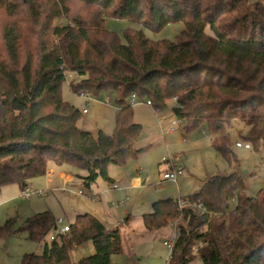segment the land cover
<instances>
[{"label": "trees", "instance_id": "trees-1", "mask_svg": "<svg viewBox=\"0 0 264 264\" xmlns=\"http://www.w3.org/2000/svg\"><path fill=\"white\" fill-rule=\"evenodd\" d=\"M13 1L0 0L11 19L0 35V190L18 185L22 193L48 174L50 162L84 171L79 178L88 188L111 183L109 167L141 152L135 145L142 127L128 102L133 94L157 112L173 102L171 112L186 120L188 132L207 126L231 168L239 165L234 137L255 151L264 147V0H82L102 11L90 27L68 21L65 2L72 0H59L66 14L55 7L45 25L35 22L27 33L19 16L31 11L38 21L42 2ZM108 19L154 33L171 24L184 28L175 41L132 29L121 37L107 29ZM68 78L74 94L115 97L120 109L112 136L79 128L83 112L62 97ZM180 201L205 212L181 209ZM173 220L180 222L169 264H190L196 256L203 264H264V187L248 197L238 173L214 176L193 195L159 200L143 216L149 231ZM69 227L48 243L58 231L53 214L29 217L20 232L43 243V253L23 256L22 264H72L70 250L88 242L95 253L78 264H114L123 251L120 229L108 230L93 214L77 215ZM0 232L17 233L14 222Z\"/></svg>", "mask_w": 264, "mask_h": 264}, {"label": "rangeland", "instance_id": "rangeland-1", "mask_svg": "<svg viewBox=\"0 0 264 264\" xmlns=\"http://www.w3.org/2000/svg\"><path fill=\"white\" fill-rule=\"evenodd\" d=\"M17 1L19 0L13 2ZM41 2L42 15L37 18L38 21L34 20L37 16H32L31 11L24 10L25 12L20 14L25 33L26 30L30 31L28 28L33 24L43 25L47 11L50 13L55 7L66 14V9L59 0ZM65 6L69 10L68 21L80 20L89 27L102 12L98 6L82 0L65 2ZM10 20L5 11L0 10V35ZM106 27L121 37L129 29L143 30L149 39L155 41H175L184 28L180 23L171 24L164 30L154 33L129 20L117 19H108ZM70 83L71 79L68 78L62 86L63 99L79 111L88 112L82 114L78 122L79 128L94 135L101 130L112 136L115 131L117 107H120L115 97L103 91L97 95L90 94L88 97L74 94ZM108 98L113 102L112 107L105 104ZM146 100L139 99L138 105L132 106L134 121L142 127L140 140L135 145L141 152L136 157L128 159L124 165H111L108 170L109 176L114 181H120L121 187H128V191H109V184L102 180L88 188L79 178L85 175L84 171L69 164L59 166L53 162L48 163L49 173L46 176L28 183V188L33 191H46L45 198L37 195L23 197L18 185L6 186L0 190V227L8 220H12L17 231L12 234L0 232V264H22L25 255H42L44 244L29 240L27 233L20 232V229L29 217L45 211L51 212L55 219L64 218L66 224L72 223L77 215L90 213L108 230L119 228L123 251L113 256L114 264H169L171 252L164 243L174 237L175 230L171 221L166 227L153 231L147 230L143 222V216L153 212L155 202L170 198L177 200L193 195L199 192L203 183L210 178L229 176L233 173L243 177L248 197H255L264 187V147L260 151H255L253 148L247 150L234 146L233 151L239 165L231 168L228 161L212 146V135L207 126L188 132L186 124L177 132L164 134V127L168 126L169 119L173 118L171 112L173 102L169 103L165 111L156 113L154 108L145 105ZM183 138H186V141H183ZM233 139L245 144L237 137ZM163 160L168 162L171 160L182 169L183 176L177 180L179 184L166 181L162 185L163 188L158 186L162 184L163 171L167 167ZM62 174L68 178L67 182L64 177L62 178ZM139 175L142 184L137 188L130 187L131 180ZM160 188L162 190H159ZM80 191L84 195H78ZM47 242L51 241L47 239ZM94 253L93 243L88 242L72 248L70 259L72 264H78L81 259L88 258ZM190 264L203 262L196 256Z\"/></svg>", "mask_w": 264, "mask_h": 264}, {"label": "built area", "instance_id": "built-area-1", "mask_svg": "<svg viewBox=\"0 0 264 264\" xmlns=\"http://www.w3.org/2000/svg\"><path fill=\"white\" fill-rule=\"evenodd\" d=\"M80 95L84 96V97H88V95L85 94V93H81ZM139 99L140 98L137 95L133 94L129 98L128 102H129V104L131 106H135V105H138ZM176 101L177 100L174 99V102H176ZM105 104L107 106H109V107L113 106V102H112V100L110 98H108L106 100ZM145 105L148 106V107L153 108V104L149 100H146ZM117 109L119 110L120 107H117ZM155 112L158 113L157 111H155ZM83 114H87V110H84ZM184 126H186V120L185 119H181V118H177L175 115H173V118L169 121L168 126H165L164 129H163L164 130V134L177 132ZM236 147L237 148H244V149H247V150L251 149V145L250 144H243L241 142L237 143ZM166 162H168V160L167 161L163 160V163H166ZM170 163H171L172 167H171L170 170H168L167 172L163 173L162 179H163V181H169V182H172V183H177L178 178L183 174L182 169L178 168V165L173 163L171 160H170ZM161 185L162 184H159L158 186L161 187ZM110 188L111 189H118V186L115 185V184H112V185H110ZM159 190H162V189L160 188ZM46 193L47 192H45V191H33V190L27 188L25 191H23L21 193V195L23 197H26V198L30 197L32 195L45 197ZM78 195L81 196V195H84V194H83V192L80 191L78 193ZM188 207H193V208L197 209L200 212V215H203L204 212H205V209L202 207V205L191 206V205L187 204L186 202L180 201V208L181 209L188 208ZM178 224H179L178 220L171 221V225H172V227L175 230L174 231L175 232L174 233V237H173L172 240L164 243V245L169 249V251L171 253H172L173 248H174L175 240L177 239V236H178ZM56 227H57L58 231L56 233H53L50 236V238H49L50 241H55L56 238H57V234L58 233L62 234V235H65V234H68L70 232L69 224H66L64 218L56 219ZM199 247H202V246L200 245V246L193 247L192 251H193L194 254H196L198 252Z\"/></svg>", "mask_w": 264, "mask_h": 264}, {"label": "crops", "instance_id": "crops-1", "mask_svg": "<svg viewBox=\"0 0 264 264\" xmlns=\"http://www.w3.org/2000/svg\"><path fill=\"white\" fill-rule=\"evenodd\" d=\"M88 113V112H87ZM172 117V116H171ZM169 119V118H168ZM169 121H170V119H169ZM168 121V122H169ZM166 125H167V123H166ZM183 141H186V138H183ZM173 162V161H172ZM167 163V167L165 168V170L163 171V173H165V172H167L168 170H170L171 169V163L170 162H166ZM173 163H175V162H173ZM48 173H49V171H48ZM62 176V178L64 177L63 176V174L61 175ZM181 176H183V174L181 175ZM180 176V177H181ZM64 180L67 182V180H68V178L67 177H64ZM113 180V179H112ZM161 182H162V185H163V183H166V181H163V179H161ZM171 183V182H170ZM109 184V187H108V189H109V191H118V192H122V191H128V187H121V182L120 181H112L111 183H108ZM110 184H115V185H117L118 186V189H111L110 188ZM142 184V178H141V176L139 175L138 177H135V178H133L132 180H131V185H130V187H133V188H137V187H139L140 185ZM175 184H179V182L177 181V183H175ZM162 185H161V187H162ZM164 187V186H163ZM162 187V188H163ZM30 189V188H29ZM46 192V191H45ZM45 198V197H44Z\"/></svg>", "mask_w": 264, "mask_h": 264}]
</instances>
